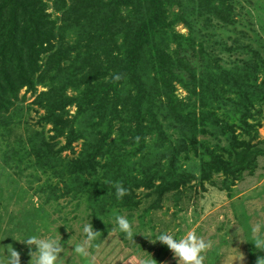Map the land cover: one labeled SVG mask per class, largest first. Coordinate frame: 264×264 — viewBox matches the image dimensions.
Masks as SVG:
<instances>
[{
  "label": "rangeland",
  "instance_id": "rangeland-1",
  "mask_svg": "<svg viewBox=\"0 0 264 264\" xmlns=\"http://www.w3.org/2000/svg\"><path fill=\"white\" fill-rule=\"evenodd\" d=\"M226 3L233 5L232 23L213 21L209 24L204 16H199L192 19L197 23L189 30L184 22L176 18L179 10L173 6L168 9L167 22L175 21L170 30L184 36L191 33L195 37L196 49L200 45L205 48H200L201 54L205 57L206 53L204 59H207L206 63L211 62L212 68L216 65L230 68L236 62L242 64V59L258 64L256 84L264 90V0H226ZM47 11L51 13V18L58 15L51 2ZM173 48L174 44L171 43L170 49ZM196 63L199 64L198 60ZM173 86L175 97L182 101L181 111L185 109L183 115H189L192 122V113H195L196 122L206 119L201 123H206L205 126L182 128L177 121L178 116L171 113L166 97L158 93L150 99L149 106L158 118L157 123L162 126L160 128L156 122L148 123L149 117L145 120V124H150L145 139H135L136 144L133 145L127 143L133 132L131 123L113 121V125L110 124L108 107L92 109L84 104L79 90L66 89L69 97L79 98L64 109V118L75 123L70 127L77 125L86 133L93 132V137L98 141L106 137L108 147L103 150L105 156L102 163L110 164L115 158L125 169L132 170L134 166H131V162L145 158L144 154L151 153L157 157L161 152L171 154L178 149L176 167L193 176L177 191L170 190L159 200L156 195H147L149 197L146 198L148 189L139 187L135 190L137 197L142 199L139 206L133 211L123 210L119 214L99 211L87 194L76 195L75 198V192H71L72 195L63 192L56 200L48 201L47 190L44 192L36 188L47 177L58 187H63V183L57 178L61 175L59 172L47 170L44 173L37 167L36 158L29 154L33 144L31 141L34 137L41 140L42 135L44 141L50 143L54 140L55 147L59 148L66 145L69 127L64 130V135L53 137L56 134L52 124L42 120L45 110L40 103L47 96L42 94L48 90L46 84L19 90L16 106L0 117V261L7 259V246L12 245L20 253L21 264H30L29 252L36 251V246L32 245L30 249L22 241L36 235L61 242L64 251L58 257L57 264H144L146 260H153L154 264H177L178 258H174V253L157 238L161 233H171L179 239L189 231L212 242L211 248L203 253V264H256L258 257H264V250L257 249L253 243L255 236L252 232L253 227L259 225L256 235L264 238V98L260 102L253 100L254 103L247 104L253 117L246 115L244 119L245 101H240L238 107H234L235 111L228 107L214 109L217 105L215 100L211 105L204 101L202 108L192 79L173 80ZM131 88L129 84L127 89ZM223 95L226 97L227 94ZM212 113H218V118L224 120L222 126L226 133L231 131L223 134L219 126L214 127L215 116ZM7 122L16 124L9 126ZM245 123L259 124L257 136L251 141V144L257 142V147L247 157L248 166L237 172L235 179L226 177L222 172L210 173L209 177L201 179L200 156L207 160L211 151L220 153V147L231 148V144L238 146L240 142L232 140L233 131L238 140L248 134L253 138L251 127L245 126ZM191 137L195 141H191ZM84 143V138L72 141L60 152L62 160L71 162L78 159ZM144 144L146 151L142 155ZM137 146H140L136 152L139 159L131 157L129 162H123L125 155ZM118 147L122 158L115 155ZM231 152L232 166H238L242 156L237 157L236 154L244 155L246 152L238 153L234 149ZM110 172L109 166L104 167V176L109 178ZM83 177L92 179L91 174L85 173ZM89 195L95 197L93 193ZM152 197L154 202H158L155 208L151 206ZM116 215H124L132 223V239L119 230ZM87 223H92L100 234L88 249L89 257H81L74 253L73 248L85 239L83 227ZM69 239L70 244L67 243Z\"/></svg>",
  "mask_w": 264,
  "mask_h": 264
},
{
  "label": "trees",
  "instance_id": "trees-1",
  "mask_svg": "<svg viewBox=\"0 0 264 264\" xmlns=\"http://www.w3.org/2000/svg\"><path fill=\"white\" fill-rule=\"evenodd\" d=\"M49 2L58 13L55 18H51L47 11ZM173 6L179 10L176 18L189 30L196 26L197 21L193 18L199 16H204L209 24L213 21L232 23L233 5L226 0H0V117L16 106L21 88L34 89L37 84L44 83L48 90L42 93L47 95L40 103L45 110L42 120L52 124L56 134L53 137L64 135V130L69 127L66 145L59 148L55 147L54 140L50 143L44 141L42 135L41 140L34 137L33 144L30 143L29 154L36 158L37 167L44 173L54 170L61 174L57 178L61 179L63 187L52 183L49 177L42 185L38 183L36 186L44 192L47 190L48 201L56 200L63 192H75V198L76 195L87 194L99 211L119 214L139 206L142 199L135 193L139 187L148 189L146 198L149 197L147 195H156L159 200L170 190L177 191L193 177L176 167L178 149L171 154L161 152L156 157L151 153L144 154V144L141 151L146 157L131 162L132 170L125 169L115 158L110 164L102 163L103 150L108 147L106 137L98 141L93 132L86 133L77 125L70 127L75 123L64 118L65 107L79 100L66 94L68 87L79 90L84 104L90 108L100 110L108 107L110 124L113 125V121L131 123L133 132L127 141L131 145L136 144L135 139H145L150 127V124H145L146 119L150 117L148 123L158 122L149 106L150 99L158 93L166 97L171 113L178 116L177 121L182 128L196 129L206 120L196 122L195 113H192L194 121L191 122L189 115H183L185 109L181 111L182 101L174 95L173 80L192 79L202 108L204 101L211 105L215 100L217 105L214 109L228 107L235 111L234 107L245 101L243 118L246 115L253 117L247 104L264 98V90L256 84L259 65L242 59V64L236 62L230 68L219 65L212 68L211 62L206 63L207 59H204L206 53L205 57L201 54L200 48H205L200 45L196 49L195 37L191 33L184 36L170 30L175 21L167 22L168 9ZM171 43L174 44L173 49H170ZM116 74L123 77L118 82L113 80ZM129 84L131 89H127ZM223 94H227L226 97ZM211 115L215 116L214 127L219 126L223 134L231 131L226 133L223 129L224 120L218 118V113ZM7 123L9 126L16 124ZM157 124L161 128L162 124ZM258 125H249L253 138L248 134L238 140L233 131L232 140L240 142L238 146L220 147V153L211 151L207 160L200 156L201 179L217 172L237 178V172L248 166L247 157L251 150L257 147V142L251 144V141L257 136ZM80 138H84L85 143L78 159L63 161L60 152ZM190 139L195 141V138ZM139 147L126 154L123 162H129L131 157L137 158ZM119 149L116 148L115 155L122 158ZM231 149L238 153L246 152L244 155L236 154L237 157L242 156L238 166H232ZM108 166L111 170L109 178L103 174L104 167ZM123 171L129 174H121ZM85 173L91 174L92 179L83 177ZM117 182L128 190L121 199L116 196L114 185ZM152 202L151 206L155 208L158 202H154L153 197Z\"/></svg>",
  "mask_w": 264,
  "mask_h": 264
},
{
  "label": "clouds",
  "instance_id": "clouds-1",
  "mask_svg": "<svg viewBox=\"0 0 264 264\" xmlns=\"http://www.w3.org/2000/svg\"><path fill=\"white\" fill-rule=\"evenodd\" d=\"M122 78V74H116L113 80L118 82ZM137 139L139 138L137 137ZM114 187L116 188L118 199L123 198L128 192L120 182H117ZM115 219L119 230L125 233L128 239H132V223L124 215H116ZM83 232L85 239L74 245L73 251L81 257H89L90 253L88 249L92 246V242L96 240L100 232L94 229L92 223L85 224ZM252 232L255 236L253 243L256 248L264 250V238L256 235L259 232V225L253 227ZM157 241L168 246L174 253V258H178L177 264H203L205 259L203 253L212 246L211 241H206L193 231L187 232L179 239L175 238L171 233H161ZM22 242L26 243L30 249L32 245L36 246V251L30 250L29 252L31 256L30 264H57L58 257L64 251L61 242L55 238H40L32 235ZM67 243L70 244L71 239ZM7 252V259L0 261V264H21L20 253L12 245L7 246ZM144 264H154V261L146 260ZM256 264H264V257H258Z\"/></svg>",
  "mask_w": 264,
  "mask_h": 264
}]
</instances>
